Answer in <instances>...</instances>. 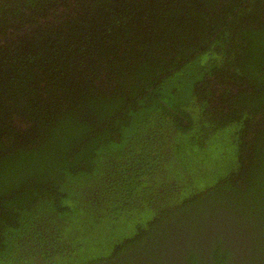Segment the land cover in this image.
<instances>
[{
	"label": "trees",
	"instance_id": "1",
	"mask_svg": "<svg viewBox=\"0 0 264 264\" xmlns=\"http://www.w3.org/2000/svg\"><path fill=\"white\" fill-rule=\"evenodd\" d=\"M216 216L264 264V0H0V264H228Z\"/></svg>",
	"mask_w": 264,
	"mask_h": 264
},
{
	"label": "flooded vegetation",
	"instance_id": "2",
	"mask_svg": "<svg viewBox=\"0 0 264 264\" xmlns=\"http://www.w3.org/2000/svg\"><path fill=\"white\" fill-rule=\"evenodd\" d=\"M225 216H216L214 219L217 220V222H219V224L217 223H214L212 224L211 226L208 225V228L209 231H210V234H204L202 232H204V229H200V227H198L196 225V228L197 230H195V235L193 233V231L189 230V231H186V232H183V230H178V234L180 233L181 234V243H182V235L185 236V238H187L185 240V243H192V245H196L197 243L199 244V248L202 249V252L204 255H206V251L208 249V245L211 242V239L214 237L212 234L214 233L215 230H218L221 231V229L225 230V235H227L228 238L224 237V241H225V245H228L230 242H233L232 243V249H233V255L229 258V263L228 264H238L239 261L241 260V257H243L244 255V245L246 244V242L243 241L242 238H245L244 237V232H243V236L242 237H238V233L240 232L239 230H242L243 226H240L239 228H235L237 229L236 230V235L234 237H231L229 236L230 234V230H228V226L224 225L223 228H221V225H222V222L223 221H228L229 219H226L224 218ZM221 223V225H220ZM221 228V229H220ZM233 231V230H231ZM194 237H195V240H194ZM184 243V242H183ZM224 245V246H225ZM182 247V246H181ZM178 262H174V264H186V261H184L182 258L179 257V259L177 260Z\"/></svg>",
	"mask_w": 264,
	"mask_h": 264
}]
</instances>
